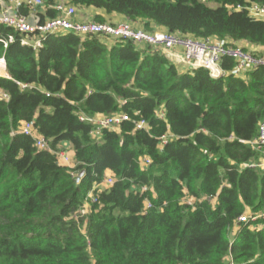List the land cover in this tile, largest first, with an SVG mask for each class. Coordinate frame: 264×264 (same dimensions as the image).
I'll list each match as a JSON object with an SVG mask.
<instances>
[{"label":"trees","instance_id":"16d2710c","mask_svg":"<svg viewBox=\"0 0 264 264\" xmlns=\"http://www.w3.org/2000/svg\"><path fill=\"white\" fill-rule=\"evenodd\" d=\"M68 1L147 33L264 47V21L244 9L264 0ZM43 2L40 19L55 18V0ZM142 46L66 32L34 50L0 25V264H264V218L238 223L264 215L249 144L264 123V67L236 76L224 57L213 79ZM120 114L98 138L80 121ZM64 145L72 165L58 160Z\"/></svg>","mask_w":264,"mask_h":264},{"label":"built area","instance_id":"2783aa9c","mask_svg":"<svg viewBox=\"0 0 264 264\" xmlns=\"http://www.w3.org/2000/svg\"><path fill=\"white\" fill-rule=\"evenodd\" d=\"M207 0H202L206 2ZM45 4L43 0H0V25L12 28L20 35V43L23 46H30L34 50H39L43 46V41L50 35L72 32L77 34H95L101 33L115 39H125L132 41L135 45L147 44L152 46L155 50L160 51L162 55L169 62H173L175 66L180 67L183 71H192L195 69H204L209 72L213 79H218L223 76L219 64L222 58L228 57L234 60L235 67L233 74L241 75L245 70L254 69L257 67H264V57L254 56L246 52L242 48L236 46L226 47L222 42L213 39L194 40L188 36L181 34H168L164 31H156L147 33L142 29H134L129 23H120L116 25H97L92 22L79 23L75 20L77 17V10L68 0H55L49 7L55 12L53 19H40L39 13L44 9ZM238 11L242 8L238 7ZM248 16L254 20L264 21V3L252 4L244 7ZM13 42V38L9 37L4 42V48L9 43ZM179 49L181 54L175 50ZM0 77H6L5 62L0 60ZM25 87V86H24ZM6 99V96H3ZM126 117L124 115L112 116H96L85 117L81 116L80 121L88 122L94 125L92 136L99 137L101 130L118 127ZM146 124L140 121L136 128H145ZM33 124L25 123L21 128V133L25 136H32ZM164 142V137H163ZM251 148L258 154L256 161L250 163L251 169L264 170V123L259 127L258 136L251 141ZM35 146L44 150L48 148L47 142L43 139H37ZM58 160L63 165H70L71 159L68 158L67 153L61 151L57 153ZM150 164L148 159L143 160V165L146 167ZM113 177L110 176L106 184L111 185ZM92 202L91 192L87 195ZM149 207V204H147ZM83 214V212H82ZM264 215L259 216H244L239 218L238 223L246 221H255Z\"/></svg>","mask_w":264,"mask_h":264},{"label":"crops","instance_id":"0c3cea01","mask_svg":"<svg viewBox=\"0 0 264 264\" xmlns=\"http://www.w3.org/2000/svg\"><path fill=\"white\" fill-rule=\"evenodd\" d=\"M84 14V15H83ZM97 14H100L102 15V17L106 20V23H109V24H120V23H126V20L125 18L121 17V16H117V15H110V16H106L103 12H97V11H94V10H82L80 12H78V15L77 17L75 18V20L78 22H82V21H92V18L94 15H97ZM43 16H45V13L43 14ZM108 19V21H107ZM134 26L136 28H139L141 29V25L136 23L134 24ZM234 46L238 47V48H242L246 51H252V52H255L259 55H263L264 56V47H255V46H252V45H249L248 43H244V42H237V43H234ZM139 48H142L140 46H137ZM177 53L181 54V51L179 49H176L175 50ZM173 64V62H170ZM178 67V66H177ZM180 68V67H179ZM65 147L68 148V145H64ZM70 153V152H69ZM71 157H72V153H71ZM71 159V158H70ZM72 164V162H71Z\"/></svg>","mask_w":264,"mask_h":264},{"label":"rangeland","instance_id":"374dc122","mask_svg":"<svg viewBox=\"0 0 264 264\" xmlns=\"http://www.w3.org/2000/svg\"><path fill=\"white\" fill-rule=\"evenodd\" d=\"M211 7H215L214 5H210ZM84 15V14H83ZM107 21H108V19H107ZM79 23H88V22H90V21H82V22H80V21H78ZM153 31H160V30H153ZM95 35L98 37V38H100V40H102L104 43H106V44H110V43H112V42H114V41H116L117 39H115V38H111V37H105L103 34H101V33H95ZM143 44H138L137 46H140V47H144V46H142ZM63 149H64V151L63 152H65V153H67V156H68V158H72L71 157V152L69 153V148H67V147H63ZM72 165V164H71Z\"/></svg>","mask_w":264,"mask_h":264},{"label":"water","instance_id":"95a60500","mask_svg":"<svg viewBox=\"0 0 264 264\" xmlns=\"http://www.w3.org/2000/svg\"><path fill=\"white\" fill-rule=\"evenodd\" d=\"M84 172H80L78 178L76 179V182L79 181V179L83 176Z\"/></svg>","mask_w":264,"mask_h":264}]
</instances>
